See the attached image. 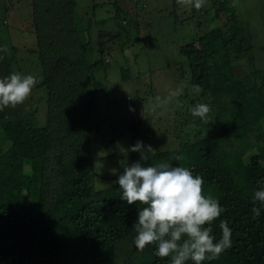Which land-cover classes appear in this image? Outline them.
<instances>
[{"label": "trees", "instance_id": "16d2710c", "mask_svg": "<svg viewBox=\"0 0 264 264\" xmlns=\"http://www.w3.org/2000/svg\"><path fill=\"white\" fill-rule=\"evenodd\" d=\"M12 1L19 0H0V78L12 74V57L1 37V31L7 34ZM231 2L209 0L212 20H218ZM27 4V33L34 37V47L27 51L37 57L41 69L38 86L46 93L44 122L37 125L36 108L25 102L0 107V264H135L133 259L142 252L134 245L131 225L145 205L121 200L118 183L95 193L91 180L88 84L94 70L114 53L108 45L116 39L115 20L112 16L95 20L94 12L103 6L94 4L85 18L77 0H27ZM180 4L170 0L166 12L177 21L175 9ZM108 19L113 20L111 34L101 31ZM92 27L98 47L97 59L89 63ZM226 27L229 19L224 17L213 40L204 33L179 48L186 67L176 64L172 69L180 77L187 70L190 88L199 93L190 98L188 88L181 81L172 86L168 76L165 83L171 91L182 88L178 101L183 116L177 110L169 113L164 131H171L175 144L156 150L149 163L188 168L203 179L204 194L224 208L210 225L215 241L222 236L221 220L231 229V247L220 254L221 264H264V208L252 199L264 181V72L251 83L249 78L245 82L234 78L225 47L246 43L235 38L241 37V30L233 29L235 35L228 39L222 32ZM210 41L225 49L217 47L207 54L203 43ZM10 52L16 53L12 45ZM119 69L121 81L133 79L129 68ZM208 92L221 95L224 103L214 110L213 102H200ZM185 99L188 104L182 108L180 101ZM197 102L207 104L212 114L205 119L193 116L189 109ZM253 207L261 208L255 219ZM126 225L130 228L123 230Z\"/></svg>", "mask_w": 264, "mask_h": 264}, {"label": "rangeland", "instance_id": "374dc122", "mask_svg": "<svg viewBox=\"0 0 264 264\" xmlns=\"http://www.w3.org/2000/svg\"><path fill=\"white\" fill-rule=\"evenodd\" d=\"M81 2L85 5H81ZM77 3L79 11L85 13L89 12L92 4L102 5L103 7L94 12L95 20L100 19L101 16H112L115 20L114 30L116 29L114 44L108 45L112 46L111 50L114 53L94 70L92 80L88 84V121L92 127L91 180L95 193L111 187L122 171L119 161L125 157L119 152L118 145L127 149L137 141H142L145 146L151 145L155 150H164L175 144L171 131L164 130L169 127L168 119L173 111L177 110L178 116H183L179 111V95L168 103L155 107V110L154 105L156 95L163 100L171 92L170 87L165 83L169 75L168 81L172 86L175 87L181 81L188 88L186 92L190 98L195 99L198 96L199 90L190 88L187 70L184 69L182 77L173 70L176 64L181 65V68L186 67L183 57L178 52L182 45L204 33L213 40L219 32L217 28L226 17L229 19V27L224 28L222 32L229 39V34L235 35L233 29L241 30L243 33L241 37L235 35V38L246 43L244 46L230 44L225 47L226 53L230 55L229 68L234 78L239 82H245L249 78L251 83L253 79L258 80L260 73L264 72V0H234L229 3L225 12L220 11L218 20H212L213 14L207 10L209 0H204L200 9L180 4L175 9L180 22L166 13L170 7V0H77ZM114 5H117V8ZM27 8V0H19L18 3L12 1L5 27L7 34L1 31V37L6 44L7 55L12 57V73L31 74L40 82L41 69L37 57L27 51L34 47L32 46L34 37L27 33L28 21L27 17H24ZM112 22L113 20L108 19L107 25L103 29L101 27V31L111 34L109 30L113 27ZM95 33V28L92 27L93 41L89 63L97 59L94 52L98 47L94 38ZM11 45L16 48L15 54L10 52ZM248 45L249 49L246 47ZM203 47L209 54L216 51L219 42H204ZM222 48L224 47H219ZM222 53L224 52L220 51L219 54ZM166 64L170 70L167 69ZM123 67L129 68L130 76L133 77L131 81L120 80L119 68ZM253 71H255L254 75H252ZM38 85L39 83L33 87L30 96L25 100V106L36 108L37 125L42 126L46 93ZM222 99L221 95L210 96L208 92L205 100L201 98L200 102L207 104L213 102L215 110V107L224 103ZM180 102L182 108H185L188 99ZM181 111L184 112L183 109ZM209 113L212 114V109ZM235 118L242 119L239 116ZM148 121H153L155 125L144 124ZM139 157V152H129L127 161L131 164L138 161ZM115 169L116 174H113L112 170ZM129 228L130 226L126 225L122 229ZM141 252L133 259V263L170 264V256L161 258L155 255L154 244L146 245ZM220 259L221 255L216 259H205L202 264H221ZM185 264H194V262L189 260Z\"/></svg>", "mask_w": 264, "mask_h": 264}, {"label": "clouds", "instance_id": "9594fccd", "mask_svg": "<svg viewBox=\"0 0 264 264\" xmlns=\"http://www.w3.org/2000/svg\"><path fill=\"white\" fill-rule=\"evenodd\" d=\"M178 3L200 9L204 0H178ZM38 83L33 75L19 72L0 78V107L23 104ZM181 91L182 88L171 91L163 100L157 96L154 110L177 97ZM189 111L193 116L205 119L210 108L198 103ZM118 148L125 157L119 161L122 171L115 182L119 185L120 199L129 205H145L139 208L132 226L137 250L142 251L146 245L154 244L155 255L161 258L170 256V264H185L189 260L202 264L205 259L218 258L231 247V229L226 220L220 222L222 236L218 241L211 234L210 225L220 217L224 208L211 195L204 194V181L200 176L194 177L188 168L173 166L169 162L149 163L156 150L151 145L145 146L142 141L127 149L120 145ZM129 152H139L140 160L129 164ZM112 171L116 174L117 170ZM260 183L261 187L254 192L252 199L264 208V181ZM252 213L253 219L259 217L261 208L253 207Z\"/></svg>", "mask_w": 264, "mask_h": 264}, {"label": "crops", "instance_id": "0c3cea01", "mask_svg": "<svg viewBox=\"0 0 264 264\" xmlns=\"http://www.w3.org/2000/svg\"><path fill=\"white\" fill-rule=\"evenodd\" d=\"M88 17L87 13H85V18Z\"/></svg>", "mask_w": 264, "mask_h": 264}]
</instances>
